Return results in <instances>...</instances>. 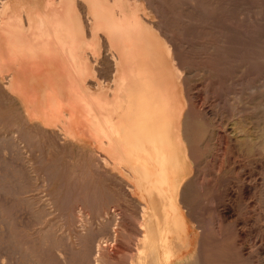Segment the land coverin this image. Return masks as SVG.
Segmentation results:
<instances>
[{
  "label": "rangeland",
  "instance_id": "obj_1",
  "mask_svg": "<svg viewBox=\"0 0 264 264\" xmlns=\"http://www.w3.org/2000/svg\"><path fill=\"white\" fill-rule=\"evenodd\" d=\"M103 1L125 5L154 51L160 45L186 75L196 170L182 201L197 264H264V149L255 144L264 127V0ZM100 34L101 56L116 58ZM8 80L0 73V264H164L159 195L141 198L129 170L30 121ZM140 225L154 229L152 239H141Z\"/></svg>",
  "mask_w": 264,
  "mask_h": 264
},
{
  "label": "bare ground",
  "instance_id": "obj_2",
  "mask_svg": "<svg viewBox=\"0 0 264 264\" xmlns=\"http://www.w3.org/2000/svg\"><path fill=\"white\" fill-rule=\"evenodd\" d=\"M82 1L84 2L83 4H85V6L88 8L89 12H91L92 30L94 32H96V30L103 31L106 38L108 39V42L110 43V45L111 46L115 45L117 47V57L115 58L116 54L114 53L115 54L114 55L115 65H113L114 69L116 68V70H115L116 77L114 76L115 79H114L113 88H112V95H113L112 104H113V110H114L112 121H114L115 127L112 129L113 139H111V141H112V146L115 147L116 150H119L120 148L123 150V151L121 150V152L117 154L119 164H124L126 166L127 170H129L132 173L131 174L129 172L130 173L129 174L127 172V174L131 175V181H132V185H133L132 187H134L139 192V195L141 198H144V199H148V197L151 198V195L153 193L154 194L157 193L159 195V203L161 206H159L160 208L155 207V209H159L158 210L159 213L156 212L157 210L155 211V209H154V212L158 213V215L162 216V218H165V219H163L161 224L159 222V224L162 226H158L159 227L158 228L159 233H160V240L162 242V243L161 242L160 243H161V248H162L163 261L166 264L172 260H174L177 264H188V263L197 264V263H199L198 258L195 257V255L193 254L194 253L193 248H194L195 242H196V240H195L196 239V232L193 230L190 223H188L186 220H184L181 217V214H180V211H179V208L177 205V201H176L177 189H178V180L176 178L168 180L167 173H166V171H169V170H171L173 173H175V171L178 170L179 166H180V162L177 161V158H176L177 154H175L174 153L175 150H173L174 145H173V143H170L169 137L167 134V128L165 127L166 124H168V122L178 121L180 118V114L178 112V105L172 103V101L174 100L173 94H170V91L167 88H165V89L163 88V80L161 81V74H162L161 72H163L164 74L167 73L168 76H165V78L168 79L169 82L170 81L173 82V69L176 71L177 74H178V71L174 67H172V69L170 71V69L167 65L161 64V62H165V59H167V57L165 58V55H164V52H163L161 46L159 45V53L157 52V50L154 51V49L152 48V44H151L152 40L150 38V33L148 31H146V29L139 24V22L137 21L135 15L133 13L132 14L127 13V9H126L125 5L119 4L116 2L110 3L108 1H103V0H82ZM1 3L3 5H1ZM72 3H73V0H58L57 5L54 6V5H52V2H49L50 5L45 6V8L49 9V8L53 7V8L60 9L61 11H63V9H65V10H68V12H69L72 9ZM33 7L34 6L32 4H27L26 1H23V0H0V24H12V23H14L15 20L16 21L18 20L17 14H18L19 10H21L20 8L28 9V8H33ZM23 13H25V12H23ZM63 16H65V17H62V16L61 17H54L52 19L49 16H35V18L34 17L29 18L28 17V20H31L30 21L31 23H38V24H50L51 23V24H56V25H66V24L70 23L71 25L72 24L73 25L76 24L78 26L81 25L79 18H77L76 20H73L69 17H66V14ZM24 19H25V17H24ZM88 19H90V18H88ZM150 24H151V22H150ZM146 25H148V24H146ZM146 27H148V26H146ZM86 30L88 31V29H86ZM33 32H35V30ZM1 35H3V37L0 38V52H1V50H4V55H2L4 58L3 59L1 58V60H3L4 64L7 65V67L9 69H12L11 68L12 66H13V68L15 67L13 63L16 62V60H17V58H16L17 53L13 54L11 52L12 43H14V41L12 40L10 34H5V33L1 34L0 33V36ZM99 35H101V34H99ZM88 38H89V36H88ZM100 40H102V39H100ZM101 45H102V43H101ZM2 47H3V49H2ZM107 49H109V48H107ZM111 50H109V51L111 52ZM107 55H108L107 57L110 56L109 53ZM88 56L90 57L91 55L88 54ZM111 60L113 62V59H111ZM108 61H110V60L107 59L106 64L109 63ZM159 62H160V64H159ZM92 65H94L93 62H92ZM110 67H111V65H110ZM93 69H94V67H93ZM97 69L99 70L100 67ZM101 72H102V70H101ZM107 72H109V70ZM94 73L97 74V72H94ZM107 76H109V74H107ZM101 77L102 76H100V78ZM104 80H106V79H104ZM111 80H112V77H111ZM107 81H109V80H107ZM8 82H9V80H8ZM102 83L103 82L101 81V84ZM16 84H17V81H15V80L13 81V79H12V81L10 80V82L8 84V88H9L8 91L12 92L13 89L16 88V86H17ZM109 84H107V85L109 86ZM160 86L162 87V89L160 88ZM3 87H4V85H3ZM95 88H97V86ZM17 99H18V97H17ZM101 107H107V103L105 102L103 105H101ZM50 109H52L54 111L53 115H56V113L58 112V110L60 108H59V106H57V104H53ZM82 109H83V107H82ZM168 110H170L169 114H168ZM41 114H42V112H41ZM45 121H46V119H45ZM185 127H187V125ZM182 128H183V130L186 129V128L184 129V127H182ZM96 132H98V131H96ZM185 133H186V131H184L183 134L185 135ZM256 133L257 134H256L255 144L259 148L264 149V127H260V129ZM42 134H44V133H42ZM62 135H63V133H62ZM187 136L188 135L186 134L185 137L187 138ZM189 137L190 136H188V138ZM60 138H61V136H60ZM88 138H90V137H88ZM71 141H70V143H72ZM187 142H189V141H187ZM165 144H168L171 146L170 150H168L166 152L162 151V147ZM77 146H79V145H77ZM81 146H84V145H81ZM98 152H97V156H98ZM185 152H186V150H185ZM100 155H102V152H100ZM106 159H107V157L103 161H105ZM100 161H102V160H100ZM109 161H111V160H109ZM107 163H108V159H107ZM96 164H97V162H96ZM104 165H108V164L105 163ZM100 168H97V169H99V171L101 172ZM103 168H105V167H103ZM72 172H71V174H72ZM90 172H89V174H90ZM96 172H97V170H96ZM124 172H125V170H124ZM108 175H109V173H108ZM108 175H107V177H108ZM129 175H127V176H129ZM76 181H77V179H76ZM126 186L129 187L130 184L129 185L126 184ZM130 188L131 187H129V189ZM184 194H182V195H184ZM180 198L182 199V197H180ZM149 201H150V199H149ZM157 201H155V202H157ZM155 202H153L154 206L158 204V203L155 204ZM150 205L152 206L151 203H150ZM186 206H188V205H186ZM144 209H147V207L145 205H143L142 211ZM148 209H149V207H148ZM150 212H149V214H151ZM194 213H195V211H194ZM163 214H165V217H163ZM166 216H167V219H166ZM150 218H151V216H150ZM152 218H153V216H152ZM156 220H157V217H156ZM158 220H159V218H158ZM155 222L157 223V221H155ZM152 223H153V221H152ZM142 225H140L141 227L139 226L140 230L142 231L141 232V239H142V237H143V241L145 240L146 237H148V239H150L149 237H151V239H152L151 235H149V236L147 235L151 231L152 228H150V227L145 228V227H143L144 225L143 226ZM153 228H154V225H153ZM200 228H201V226H200ZM152 230H154V229H152ZM155 233H156V231H155ZM154 237L156 238V236H153V238ZM147 240H146V242H148ZM154 240L155 239H153L152 242H154ZM152 242H151V244H152ZM200 242L201 241H199V243ZM154 245H155V242H154ZM156 245H157V243H156ZM156 245H155V248L158 247V245L157 246ZM198 245H200V244H198ZM103 246H105V245H103ZM200 246H198V248ZM153 249H154V247H153ZM200 251H201V249H200ZM143 252H144V250H143ZM154 252H155V254H157L156 253L157 251H154ZM195 254L197 256V253H195ZM200 254L198 256H200ZM154 256H156V255H154ZM92 258H93V256H92ZM154 261H155V258H154ZM201 262H203L202 259H201ZM150 263H151V261H150Z\"/></svg>",
  "mask_w": 264,
  "mask_h": 264
},
{
  "label": "crops",
  "instance_id": "obj_3",
  "mask_svg": "<svg viewBox=\"0 0 264 264\" xmlns=\"http://www.w3.org/2000/svg\"><path fill=\"white\" fill-rule=\"evenodd\" d=\"M23 1H26L27 4H32L34 7L28 9L20 8L21 10L17 14V21L15 20L12 24H0V33L10 34L14 41L11 52L13 54L17 53V60L13 63L15 69L13 66L11 67L12 69H9L1 60V58H4L2 56L4 55V50H1L0 73L10 74L11 81L12 79L17 81L16 85L18 87L16 86L11 93L12 96L14 95L13 98L21 112L25 113L30 121L37 123L43 128L61 130L67 139H71L79 146L84 145L81 147H86L96 152L99 151V154L102 152V155L105 158L107 157L108 161L111 160L109 163L115 171L124 173L127 168L124 164H119L117 157V154L122 149L116 150L112 146L111 141L113 139L112 129L115 127V123L112 121L114 113L112 88L114 76L116 77V68L114 69L113 66L115 65V59L111 56L107 57L108 55L101 56L100 31L96 30L94 32L91 30L92 27L84 25L83 9L81 7L82 0H73L72 9L69 12L65 9L61 11L53 7L45 8V6L50 5L49 2H52L54 6L57 5L58 0ZM65 14L66 17L73 20L79 18L81 25H71L70 23L66 25L38 24L31 23V20H28V17L35 18V16H49L51 19L54 17H65L63 16ZM34 30L35 32H33ZM109 44L108 42V48ZM88 54L91 56L89 57ZM104 58L110 60L108 61L109 63L106 64ZM110 58L113 59V62ZM92 62L94 65H92ZM161 64L167 65L170 71L172 67L179 71L177 74L173 69V82H169L165 78V76H168L167 73L161 72L163 88H167L170 94H173L174 100L172 103L178 105L180 114L178 121L168 122L165 126L169 141L174 145L173 150L176 151L174 153L177 154L176 158L180 162V166L175 173L171 170L166 171V173L168 180L174 178L178 180L177 205L181 217L189 222L190 213L188 212L190 205H184L180 198L184 187H189L193 182L196 170L195 126L194 122L190 124L189 120L185 121V116L190 110L188 89L185 84L186 75L180 74L181 68L178 63L161 62ZM96 67H100V69L98 70ZM107 69L109 72H107ZM94 72H97V74ZM100 76L102 77L100 78ZM96 86L97 88H95ZM160 88L162 89L161 86ZM105 102L107 107H101ZM53 104H57L60 108L56 115H53L54 111L50 109ZM169 113L170 110H168ZM186 125L187 127H185ZM182 127L186 129L183 130ZM184 131H186L185 135L190 136L189 138L188 136L187 138L185 137ZM170 148V145L165 144L162 147V151L166 152ZM159 206H161L160 203Z\"/></svg>",
  "mask_w": 264,
  "mask_h": 264
}]
</instances>
